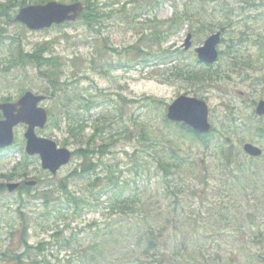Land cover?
Segmentation results:
<instances>
[{
    "label": "rangeland",
    "instance_id": "374dc122",
    "mask_svg": "<svg viewBox=\"0 0 264 264\" xmlns=\"http://www.w3.org/2000/svg\"><path fill=\"white\" fill-rule=\"evenodd\" d=\"M147 1L99 0L102 11L110 12L103 19L99 30H90L77 19L60 26L32 31L14 21L6 23L2 17L0 26L6 29L3 33L6 39L0 43V68L8 69L0 70V98L4 96L14 99L25 89L45 95L52 92L42 75L45 73L37 70L36 64L26 63L23 66L12 62V55L16 54L19 59L20 53L15 48L17 43H11V37L20 40L22 53L32 52L38 46L47 48L44 56H49L50 61L55 60L57 68L52 67L50 61L47 67L52 69V73H57L55 80H59L62 85L53 100H44L41 105L58 113L57 107L68 105L66 100L73 107L81 100H93L95 105L90 109L79 110V120H84L86 124V137L92 133V125H101L103 120L110 122L113 130L116 127H127L118 143L108 149L111 152L104 155L103 162L111 164L115 174L121 172V182L128 181L124 196H137L141 200L136 201L134 212L125 208L110 209L112 199L106 193L98 196L95 188L91 195L87 188L88 182L95 175L90 173L69 178V189L87 200L82 208L75 207L66 199L65 193L56 187L61 178L81 163L76 156L54 175L41 168L37 157H32L26 178L7 177L22 159L25 128L23 125L17 126L14 146L0 149V183L29 180H37V183L34 187L26 186L30 187L29 191L25 188L14 192L5 190L0 195V264H49L48 261L51 264H68L67 258L75 259L76 249L82 250L87 245L91 234L88 224L93 221L103 226L106 219L119 217L121 220L116 223V227L125 231L128 226H133L130 224L132 222L144 219L150 221L163 216L171 220L173 216L183 215L178 226L185 231L184 220L191 217V214L198 217V201L202 199L209 206L198 188L208 190L210 184H218L221 173L217 168L211 171L208 186L205 187L199 173L186 169L181 176L183 179L178 177L170 181L169 196H163L167 184L163 180L162 170L157 167L156 159L158 152L165 149L164 145L167 146L163 139L167 131L162 128L161 120H164L167 105L178 95L203 99L209 108V122L219 130L227 125H239V135L234 137V143L238 144L237 139H244L239 145L241 150L243 142L263 147L264 139L255 135L254 126H261L264 118L254 110L256 103L264 98V0H156L158 4L153 6H148ZM122 6L125 11H121ZM186 6L189 9L188 17L176 21L177 27L174 29L172 24L175 23L171 18L176 12H183ZM155 23L162 30H167L171 25L174 30L160 43H157L153 34L154 39L148 46L146 39L140 40L142 34L149 35L153 31ZM217 30L221 32L222 40L217 45L221 53L214 63L200 62L194 48L202 45L204 39ZM188 33H191L192 43L188 49H184ZM137 47L150 50L153 55L145 59L137 57ZM163 50L173 53L168 58L160 57ZM232 61H237L234 67ZM42 69L45 70L44 67ZM178 71H187L189 74L192 71H206V75L202 80L195 81L179 77L176 73ZM75 95L79 97L77 101ZM148 96L162 100L163 103L152 104L147 100ZM123 99L138 101L127 103ZM74 120L76 122L78 118ZM68 123L74 122L63 117L60 127H55L51 120L48 127L36 129V133L54 139L59 145L66 143L72 150L80 142L71 140ZM140 126L150 134L154 144L151 140L141 138ZM240 128L244 129L243 133ZM109 137L107 131L104 138ZM217 143L209 148L191 146L190 161L197 162L198 170L203 172L204 163L211 167L217 163V155L220 154ZM98 172L100 175L104 173ZM39 178L43 180L42 183L38 182ZM193 191L197 194L192 195ZM28 192L37 196L32 197ZM43 194L50 199L47 203L42 198ZM176 195L177 199L184 201L175 203ZM171 230L170 221L167 230H164L168 241L172 240ZM54 233H57L56 236L51 237ZM70 233L77 234L71 247L59 249V246H63L62 236ZM118 237V241L108 246L111 247V258L115 262H123L126 260V252L133 246L130 239ZM23 238L31 246H37L41 241L47 244L41 253L30 250L24 254ZM21 252V259L15 261V255ZM129 260L131 263L127 264H135L134 256H130ZM221 263L228 264V261ZM229 264L236 263L229 260ZM258 264H264V261Z\"/></svg>",
    "mask_w": 264,
    "mask_h": 264
},
{
    "label": "trees",
    "instance_id": "16d2710c",
    "mask_svg": "<svg viewBox=\"0 0 264 264\" xmlns=\"http://www.w3.org/2000/svg\"><path fill=\"white\" fill-rule=\"evenodd\" d=\"M46 1L49 0H7L0 2V22L2 17H4V21L9 23L8 21L17 12V8L30 3H44ZM60 1H81L84 9L79 15V20L90 30H99L103 19L107 15H110V12L102 11V4H99V0ZM146 3L148 6L158 4L156 0H148ZM103 5L106 6V4ZM122 7L121 11H125L124 6ZM139 7H141L140 4ZM188 11L189 9L186 6L183 12H176L173 18H171L175 23V25L172 24L174 29L177 27L176 21H182L188 17ZM158 25V23L154 24L153 31L149 35L142 34V40L140 41L146 39L147 43H149L148 46H150L152 40L155 38L157 43H160L174 30L171 29L172 25L167 30H162ZM5 30L4 27L0 26V31L2 32L0 43L6 39L3 35ZM11 40L12 44L17 43V47L15 48L20 53L19 59H17L16 54L12 55V62L14 64L20 63L24 66L26 63H35L39 66L44 62L50 61L51 58L48 60L43 55L44 50L47 48L38 46L32 52L22 53L20 40H16L15 37H11ZM48 47L50 48L49 45ZM105 47L111 49L106 45ZM136 50L137 57L142 56L143 59L146 56L153 55L150 50L145 51L140 47H137ZM172 53L170 50H163L160 53V57L168 58ZM50 62L52 63V67H56L55 60H51ZM236 63L237 61H232L233 67ZM7 69L8 67L4 69L0 68V70ZM45 72L49 78L51 76L54 78L52 79V85L54 87L58 85L57 88H59L62 85L55 80L56 73H52V69L48 68ZM176 73L181 78L195 81L202 80L206 75V71H192L190 74L187 71H178ZM57 88H54L53 95H56ZM74 99L77 101L79 97L75 95ZM0 100L5 101L8 99L2 96ZM147 100L152 104L163 103L162 100L150 96L147 97ZM123 101L134 103L138 100L123 99ZM67 102L68 105L65 104L63 107L59 106L56 111L59 115L68 119V121L72 120L74 122L68 123L67 130L72 141L80 142L73 149L72 155L73 157L80 158L81 163L59 180L56 189L65 193L66 199L74 204L75 207L82 208L87 203V200L85 197L79 196L69 189V178L94 173V177L87 184L91 195L94 194V189L97 188L98 196L106 193L108 198L112 199L109 204L110 209L120 208L123 210L125 208L134 212L137 202L141 198L137 196L132 198L131 195L124 196L128 181L124 180L121 182V172L115 174L112 165H106L103 162L104 155L107 152H111L108 149H111L118 143L122 133L127 131V127L123 126V129L116 127L113 130L112 124L107 120H103L101 125H98V123L93 124L92 133L89 137H86L84 134L86 124L84 120H79L81 119L79 110H88L95 105V102L93 100H81L74 107L70 106L72 104L69 105V100L65 101V103ZM123 108L124 106L120 109V112ZM48 113V126L51 120H53V126L60 127L61 118L63 117H60L58 113L52 111V108H48ZM76 117L78 120L75 122L74 119ZM161 125L167 131L166 136L163 135L166 138L163 139L167 146L164 145L165 149L158 152L156 159L157 167L162 170L163 180L167 184V189L163 193V196H169L170 191L168 187L170 186V181L181 177L186 172V169L187 171L199 173L206 187L208 186V175H211L210 172H213L217 168L221 173L218 178V184H215V182L210 184L208 190L203 187L198 188L199 192L203 194L205 201L209 203V206L204 204L202 199L198 201L200 205L198 208V217L191 214V217L184 220V225H186L185 231L178 226V221L183 215L179 217L173 216L171 220L163 216L161 218H153L150 221L144 219L139 222H132L130 224L134 227L128 226L125 231H122L123 228L116 227V223H119L121 220L119 217L111 220L106 219L103 226L93 221L91 224H88L91 234L87 245H84L82 250L76 249V258H67V263L127 264L131 263V260H129L130 256H134L135 264H223L221 262L225 261H228L229 264V260L236 264H258L264 261V150L260 157H250L244 154L239 146L244 139L240 141L237 139L238 144L234 143V137L237 138L239 135V125H227L224 126L223 130L213 127L211 132L208 133H197L186 124L169 121L166 117H164V120H161ZM107 131L110 137L104 138V134ZM254 131L258 138L261 140L264 139V134L259 124L254 126ZM243 132L244 129L242 128L241 133ZM139 135L145 140H151L154 144V141L150 138V134L141 126ZM98 137L99 140H97ZM220 137L222 139L218 141ZM215 143H217L220 149V154L217 155V163L212 167L204 163L202 166L203 172L198 170L197 162L195 160L194 162L190 161L189 154L192 153L191 146L209 148ZM62 145L66 146L67 144L62 143ZM31 158L22 149V159L16 163L12 169V173L7 177L26 178L28 176L27 168ZM201 161L203 162V160ZM102 164H105L104 167L99 169ZM98 171L104 172L103 175H100ZM180 179H183V177ZM38 182L42 183L43 180L39 178ZM22 188H25L27 191L30 189V187H26L21 182L19 190ZM5 189V184L0 183V195L5 192ZM49 192L53 193L54 191L50 190ZM19 193L22 194L20 191ZM27 194L30 193L28 192ZM196 194V191L192 192V195ZM31 196L36 197L37 195L32 194ZM42 198L45 203L50 200L46 194H43ZM177 198L178 196L176 195L175 203H182L184 201V199ZM137 207L139 208V206ZM143 211L146 212V208ZM170 221L172 225V240L168 241L164 230H167V225ZM23 231H25V228ZM116 231L118 232L116 233ZM56 234H52L51 237H55ZM118 236L130 239L133 246L130 251L126 252V260H123V262H115V259L111 258V247L108 246L109 243L118 241ZM76 237V233L62 236L63 246H59V249L71 247ZM46 244L47 242L41 241L37 246H31L27 243L26 239H22V245L25 248L24 254H27L30 250H36L41 253ZM22 253L20 254L21 256L15 255V261L21 259ZM47 263L51 264L52 262L50 263L48 261ZM53 264L62 263L54 262Z\"/></svg>",
    "mask_w": 264,
    "mask_h": 264
},
{
    "label": "water",
    "instance_id": "95a60500",
    "mask_svg": "<svg viewBox=\"0 0 264 264\" xmlns=\"http://www.w3.org/2000/svg\"><path fill=\"white\" fill-rule=\"evenodd\" d=\"M83 10L80 1L62 3L59 1H48L44 4H32L20 8L14 17L15 21L21 22L32 30L48 28L53 24L75 21ZM191 34H187L184 41V48L191 45ZM220 42V32L209 35L203 44L196 47L195 51L199 61L213 63L218 56L216 45ZM45 98L43 95L34 94L31 91L25 93L16 102L0 103V111L3 119H0V148L7 147L14 140L13 127L19 123H25L28 128L24 133L26 138V152L29 155L37 154L40 157L41 166L55 174L57 170L68 163L71 152L65 147H58L55 141L50 138L40 137L35 133V127L43 128L47 122V111L38 105ZM255 112L264 115V99L258 101ZM208 106L202 99L179 95L166 109V117L170 121L182 122L198 133H208L211 124L208 120ZM264 132V122L262 124ZM243 151L251 156L257 157L262 149L250 142L242 146ZM35 182H27L33 185ZM18 183H8L7 190L14 191Z\"/></svg>",
    "mask_w": 264,
    "mask_h": 264
},
{
    "label": "flooded vegetation",
    "instance_id": "af4514ba",
    "mask_svg": "<svg viewBox=\"0 0 264 264\" xmlns=\"http://www.w3.org/2000/svg\"><path fill=\"white\" fill-rule=\"evenodd\" d=\"M46 51L44 52V54L46 55ZM25 91V90H24ZM37 93H40V92H37ZM46 96V99L45 100H53L55 97H53L52 95H51V93H49V94H47V95H45ZM19 97V96H18ZM17 98H10L8 101H15ZM42 103V102H41ZM41 103H39V104H41ZM1 117H2V114H1ZM0 117V118H1Z\"/></svg>",
    "mask_w": 264,
    "mask_h": 264
}]
</instances>
